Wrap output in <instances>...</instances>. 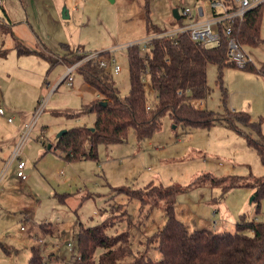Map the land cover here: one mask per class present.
I'll return each instance as SVG.
<instances>
[{"label": "rangeland", "instance_id": "374dc122", "mask_svg": "<svg viewBox=\"0 0 264 264\" xmlns=\"http://www.w3.org/2000/svg\"><path fill=\"white\" fill-rule=\"evenodd\" d=\"M210 4V0H151L150 17L169 30L174 27V10L182 15L189 8L195 17L202 8V19L209 20ZM145 11L146 0H0V15L7 16L12 32L2 37L6 55H0V109L6 112L0 115V264H28L33 247H40L44 257L54 252L67 260L76 254L82 226H96L111 217L115 226L109 235L130 232L133 253L127 261L146 254L158 262L162 258L158 245L147 239L165 224V211L131 201L114 188L141 189L150 183L187 187L205 174L264 178V163L242 136L219 126L183 134L167 116L155 137L140 147L133 132L123 144L100 146L98 162H66L55 150L44 154L63 130L93 127L95 114L88 106L96 91L76 73L72 87L61 83L66 66L50 70L38 53L19 55V48L49 49L55 57L80 48L87 54L108 50L121 67L119 74H112L117 87L127 95V48L148 37ZM262 25L264 40V20ZM139 47L142 54H149L146 46ZM242 50L257 67L264 65V44ZM223 72L228 107L262 119L264 133V76L239 66ZM207 73L211 93L203 107L222 114L217 66L208 65ZM146 90L154 100L156 93ZM39 106L44 112L21 151L26 178L18 177L17 163H10L12 152L21 141L20 128L32 121ZM201 180L178 194L177 215L189 232L210 229L233 234L241 217L264 223V197L257 203L254 189L234 187L224 196L211 179ZM65 195L69 197L64 203L60 197ZM103 252L98 249L94 259L99 261Z\"/></svg>", "mask_w": 264, "mask_h": 264}, {"label": "trees", "instance_id": "16d2710c", "mask_svg": "<svg viewBox=\"0 0 264 264\" xmlns=\"http://www.w3.org/2000/svg\"><path fill=\"white\" fill-rule=\"evenodd\" d=\"M150 1L146 0V23L148 37H153L149 46V54L141 53L140 45L133 44L127 48L128 75H130V92L123 95L117 87L111 68H103L98 60L81 63L76 74L82 76L86 85L98 93V98L88 107L95 114L92 128L78 126L67 129L50 150L61 153L66 162L82 160L99 161L100 146L123 144L133 132L138 146L155 137L161 129L164 117L172 119L175 128L182 133H192L195 130L210 131L216 126L234 131L245 138L246 146L253 149L264 163V133L262 119L254 120L249 112L236 111L228 107L227 88L224 87V69L237 67L228 56L230 40H235L240 47L258 48L264 44L261 36L264 20V3L251 9L243 19H236L231 25V33L226 34V24H219V44L203 47L193 42L187 33L176 37H160L167 29L155 25L150 17ZM212 1V0H210ZM232 4L233 0H226ZM213 11V15L217 11ZM180 14V13H179ZM0 15V55H6L2 37L11 32V24ZM180 20L173 18L174 26L184 23L183 15ZM38 55L49 62L50 70L63 64L66 68L81 62L88 54L80 50L71 51L66 55L54 56L51 50L36 52L32 49L19 48V55ZM100 57L109 62L110 51L100 52ZM216 65L218 72L217 85L221 88V103L224 113L214 112L203 107V100L210 93L208 85V65ZM244 71L264 76V65L257 67L247 59ZM63 79L61 83L65 82ZM156 93L151 100L149 90ZM151 94V93H150ZM195 102H199L197 105ZM102 103L106 105L103 106ZM68 117L73 115L67 114ZM76 117V116H75ZM46 151V152H48ZM209 178L221 186L222 194L234 187H250L255 190L257 203L264 197V178H248L243 176L213 177L202 175L187 187L153 184L141 189L130 186L114 188L118 194L138 201L149 208H161L165 211V224L150 236L148 243H156L161 259L156 262L146 254L139 255L132 261H127L133 250L130 246V232L109 235L115 223L111 218L92 227H81L78 236L77 251L65 260L58 253L44 257L40 247H33L28 264H264V223L247 220L246 217L236 223V231L216 233L210 229L189 232L184 223L178 218L176 206L178 194L197 187L202 178ZM250 179H254L250 181ZM69 195L60 197L66 201ZM257 212H260L259 205ZM2 248V247H0ZM98 249H103L99 261L94 259Z\"/></svg>", "mask_w": 264, "mask_h": 264}, {"label": "built area", "instance_id": "2783aa9c", "mask_svg": "<svg viewBox=\"0 0 264 264\" xmlns=\"http://www.w3.org/2000/svg\"><path fill=\"white\" fill-rule=\"evenodd\" d=\"M226 0H212L210 1V9L217 11L216 15H213L212 19L204 20L201 16L205 14L202 8L197 11V15L194 17L189 8L183 10V16L188 18V21H184L181 26H174L172 29L165 31L158 36L160 37H176L179 34L187 33L190 39L203 47H209L213 44H219L220 35L218 30L219 24H226V34L231 33L232 24L236 19H243V17L253 8L258 7V5L264 3V0H233L232 4H228L225 2ZM157 35H153L152 37L144 39L141 43L137 42V44H143L147 48L151 46L150 42L153 37ZM133 45V44H132ZM228 56L231 58L237 66L243 68L246 61L247 56L243 52L240 45L233 39L230 40L228 47ZM98 60L100 66L107 69L111 68V72L117 75L121 72V67L116 63L114 58H110L112 62V67H110L109 62L100 57V52H91L85 58L81 60V62L76 63V65L68 67L67 72L64 76L68 86L72 87L76 73L77 67L87 61ZM44 112V108L39 106L36 110V113L33 116V119L30 123H28L25 129L22 132L21 141L12 153V159L10 163H17V168L19 170L18 177L26 178L24 174V168L26 166L25 161L21 157V151L23 146L30 140V136L33 133V129L35 128V122L40 117V115ZM6 112L4 109H0V115H5ZM8 122H12L11 118H8ZM24 228L22 227V230ZM70 246V245H69Z\"/></svg>", "mask_w": 264, "mask_h": 264}, {"label": "crops", "instance_id": "0c3cea01", "mask_svg": "<svg viewBox=\"0 0 264 264\" xmlns=\"http://www.w3.org/2000/svg\"><path fill=\"white\" fill-rule=\"evenodd\" d=\"M112 57V56H111ZM74 81H75V79H74ZM74 83V82H73ZM86 84V83H85ZM73 86V85H72ZM88 89H91L88 85L86 86ZM96 93V92H95ZM99 96H98V93H96L95 94V97H94V99H93V101L94 100H96L97 98H98ZM91 103H93V102H91ZM26 125H27V123H25L24 124V126H22V128H20V130H19V134H18V137H21L20 135H22V130H24L25 129V127H26ZM67 130V129H66ZM44 129L42 130V134H44ZM16 137H17V135H16ZM58 140V138L56 137V139L54 140V142H52L50 145H52V144H55L56 142L55 141H57ZM43 145H44V142H43ZM49 149L47 148V149H45L44 150V154L46 153V151H48ZM13 153V152H12ZM21 229H22V227H21Z\"/></svg>", "mask_w": 264, "mask_h": 264}, {"label": "water", "instance_id": "95a60500", "mask_svg": "<svg viewBox=\"0 0 264 264\" xmlns=\"http://www.w3.org/2000/svg\"><path fill=\"white\" fill-rule=\"evenodd\" d=\"M111 1H114V0H111ZM173 12H174V18H175L176 20H180L181 16H180L178 10H174ZM64 16H65L66 18H69V16L66 15V11L64 12ZM102 105L105 106L106 104H105V103H102ZM66 132H67V130H63L62 132H60V133L58 134L57 138L59 139V138L62 137L63 134H65ZM48 149H51V145H48Z\"/></svg>", "mask_w": 264, "mask_h": 264}]
</instances>
